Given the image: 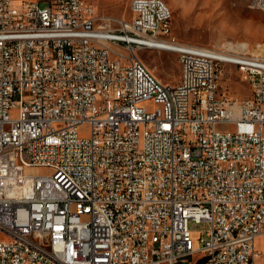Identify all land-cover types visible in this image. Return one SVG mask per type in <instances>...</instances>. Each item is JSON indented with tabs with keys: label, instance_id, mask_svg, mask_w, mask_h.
Listing matches in <instances>:
<instances>
[{
	"label": "built area",
	"instance_id": "1",
	"mask_svg": "<svg viewBox=\"0 0 264 264\" xmlns=\"http://www.w3.org/2000/svg\"><path fill=\"white\" fill-rule=\"evenodd\" d=\"M129 9L0 0V264H254L264 43L178 42L162 0ZM139 48L175 52L179 80ZM224 64L249 96L219 92Z\"/></svg>",
	"mask_w": 264,
	"mask_h": 264
},
{
	"label": "rangeland",
	"instance_id": "2",
	"mask_svg": "<svg viewBox=\"0 0 264 264\" xmlns=\"http://www.w3.org/2000/svg\"><path fill=\"white\" fill-rule=\"evenodd\" d=\"M96 10L114 17L130 20V0H89ZM169 6L171 33L178 42L201 46H221L229 43H264V11L252 8L251 0H164ZM42 3V1H41ZM136 54L150 71L162 82L174 84L179 80L180 66L177 54L161 49L139 48ZM219 92L232 99L249 96V83L241 79L239 71L224 64L219 76ZM15 116L17 110H11ZM222 126H219L221 128ZM80 136H88L87 128H81ZM40 173L48 170L39 169ZM191 230L202 231L206 238L209 224L189 221ZM0 232V238H3ZM257 251L254 264H264V232L254 241Z\"/></svg>",
	"mask_w": 264,
	"mask_h": 264
},
{
	"label": "bare ground",
	"instance_id": "3",
	"mask_svg": "<svg viewBox=\"0 0 264 264\" xmlns=\"http://www.w3.org/2000/svg\"><path fill=\"white\" fill-rule=\"evenodd\" d=\"M253 2H254V0H251L250 1V6L252 8H255V9H258V10H261V11H264V7H261V6H253ZM162 5H167L164 0H162ZM169 11H171L170 8H169ZM171 15H172V13H171Z\"/></svg>",
	"mask_w": 264,
	"mask_h": 264
},
{
	"label": "trees",
	"instance_id": "4",
	"mask_svg": "<svg viewBox=\"0 0 264 264\" xmlns=\"http://www.w3.org/2000/svg\"><path fill=\"white\" fill-rule=\"evenodd\" d=\"M199 264V263H198Z\"/></svg>",
	"mask_w": 264,
	"mask_h": 264
}]
</instances>
